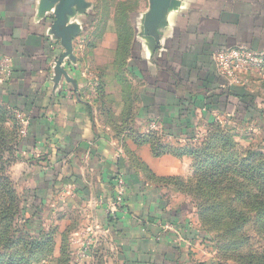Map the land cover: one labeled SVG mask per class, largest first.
<instances>
[{
	"label": "crops",
	"instance_id": "0c3cea01",
	"mask_svg": "<svg viewBox=\"0 0 264 264\" xmlns=\"http://www.w3.org/2000/svg\"><path fill=\"white\" fill-rule=\"evenodd\" d=\"M62 5L0 0V60L11 67L0 105L29 119L11 166L25 212L46 222L40 230L52 234L53 250L65 249L76 264H188L205 240L177 208L169 181L187 174L188 161L155 156L136 139L151 123L167 138H198L252 106L264 75L228 87L213 54L240 46L264 53V0H170L155 13L151 0H111L105 19L113 21L102 24L96 0H83L56 25ZM118 173L127 193L111 209Z\"/></svg>",
	"mask_w": 264,
	"mask_h": 264
},
{
	"label": "rangeland",
	"instance_id": "374dc122",
	"mask_svg": "<svg viewBox=\"0 0 264 264\" xmlns=\"http://www.w3.org/2000/svg\"><path fill=\"white\" fill-rule=\"evenodd\" d=\"M90 1L94 2V0ZM109 1L111 2V0H98V2L96 0L98 17L102 18L100 24H102V21L105 23L110 22V20L113 21L110 18L107 21L105 19L107 16L110 17L112 13V6L107 5ZM113 13H115V23L117 24V11ZM257 86L255 101H250L252 106H247L249 109L243 108L244 110L240 111L238 116H233L232 118L223 117L220 121L213 122L211 128H207L205 133L198 138H167L165 135L162 136L155 132H147V129L144 130L147 140L154 145H158L160 150H184L183 152L189 151L190 153V155L187 154L182 157L188 161V172L184 177H181L179 184L174 186L172 193L174 202L175 204L177 203V208L180 209V212H185L190 225L197 230L195 234L197 239L200 241L201 239L202 241L205 240L204 245L198 248L197 253L191 252L193 256L189 255L188 264H240L238 260L234 259V256L237 257L239 254L237 252L227 253L232 248L223 242L217 231H207L208 229L206 228L208 227H205L203 223L205 222V214H210L211 211L208 210V206L211 203H208L207 195L213 194V191L209 192L208 188L217 186L218 183L214 185L213 182H220L223 178V175H218V171H210L209 169L218 165H221L220 169L233 166L235 162L245 158L247 152H264V80L262 79ZM122 118L123 116L121 120ZM121 127L128 128L130 132L133 129V127L129 128L126 123L121 125ZM4 128L12 129L11 118L8 112H5V109L0 107V131ZM13 163L7 167L8 170L5 174L13 182V185L9 184V187L18 195L15 198L20 200V205L17 202L14 203L17 212H15L11 226L10 213L15 210H11L12 204L9 203V197L5 193L6 190L0 189V243L2 246L0 248V256H4L5 260L15 256L19 259L17 264H27L29 263L27 259H30L29 253L31 250L29 249L28 235L26 233L36 235L46 222L41 218L32 220L26 214V204L20 195L21 187L16 184L15 177L11 172ZM205 168H208L207 171ZM210 176H212V182L209 181ZM201 178L206 183L204 186L201 183L202 188L198 184ZM207 184H210V186L205 187ZM215 193H221V189H217ZM2 218H5L4 221H2ZM15 223L16 226H14L17 231L12 233L13 224ZM248 234L252 237L254 248H258L257 250L264 248V240L256 235L252 225H248ZM31 252L32 258L30 261L32 264L65 263L57 259L60 255L58 251L46 253L42 251ZM68 262V264H76L73 261L70 262V260Z\"/></svg>",
	"mask_w": 264,
	"mask_h": 264
},
{
	"label": "trees",
	"instance_id": "16d2710c",
	"mask_svg": "<svg viewBox=\"0 0 264 264\" xmlns=\"http://www.w3.org/2000/svg\"><path fill=\"white\" fill-rule=\"evenodd\" d=\"M116 20H118L117 26L120 31V50L122 46L126 44L127 33L125 32V16L122 6H118ZM124 40V43H123ZM123 60L119 58L116 60L118 67L122 66ZM120 82H122V76H120ZM99 96L104 98L103 83L98 85ZM2 107V106H0ZM5 109L11 118L12 129L4 128L0 131V189L6 190V196L9 197V203L12 204L10 216L11 226L14 221L15 212L17 208L14 206L20 205V200L9 187L13 185V182L5 174L8 170L7 167L18 159L19 142H16V136L18 134V126L13 119V112L16 109ZM129 113V112H128ZM125 114V113H124ZM129 115V114H128ZM127 115L125 114L124 117ZM3 117V116H2ZM212 124L209 125L210 129ZM164 136L165 134H161ZM136 139V138H135ZM139 144H149L150 148L155 156L170 153L178 158H182L183 155H187L189 151L184 150H160L158 145L152 144L147 140V136L139 137L136 139ZM218 165L214 168H210V171H218V175H223L220 182H213L217 186L209 187V192L213 191V194H208V206L210 214H205L203 225L208 227L207 231H217L218 235L223 239V242L227 243L232 250L227 253L237 252L239 254L234 259L240 262V264H264V248L257 250L252 244V237L248 234V225H252L255 229V233L258 237L264 240V152L253 151L247 152L246 157L234 163L233 166L221 168ZM208 168H205L207 171ZM6 175V176H5ZM181 178H173L169 180L174 186L179 184ZM212 176L209 177V181L212 182ZM204 179L198 182L199 187L201 183L203 186L206 184ZM10 182V183H9ZM12 183V184H11ZM211 184V183H210ZM207 184L205 187L210 186ZM217 189H221V193H215ZM223 196V197H222ZM222 197V198H221ZM9 209V208H7ZM20 209V208H19ZM18 209V210H19ZM5 218H2L4 221ZM16 223L13 224L14 233ZM28 235L29 249L36 252H53V236L50 233L44 231L37 232L36 235ZM0 248H2L0 243ZM30 251V259L32 258V252ZM30 259H27L32 264ZM60 261H64V264H68V253L65 249L60 251V255L57 258ZM19 259L15 256H11L5 260L4 256H0V264H17Z\"/></svg>",
	"mask_w": 264,
	"mask_h": 264
},
{
	"label": "built area",
	"instance_id": "2783aa9c",
	"mask_svg": "<svg viewBox=\"0 0 264 264\" xmlns=\"http://www.w3.org/2000/svg\"><path fill=\"white\" fill-rule=\"evenodd\" d=\"M213 61L219 75L225 80L228 87L242 85L244 83V76L248 74L258 73L264 75V53L256 52L246 46L216 51L213 54ZM10 76V64L6 59L0 60V86L8 80ZM13 119L18 126V135L21 139H24L28 134V116L23 111L16 109L13 112ZM146 129L147 132L163 134L161 126L156 123H151ZM122 156L123 152L118 151L117 158ZM113 182L114 196L110 205L111 209H116L124 204L127 184L123 173L116 174ZM170 228L171 226L169 225L163 226V230H169ZM91 249V244L88 242L82 243L79 257L87 259L91 253Z\"/></svg>",
	"mask_w": 264,
	"mask_h": 264
},
{
	"label": "water",
	"instance_id": "95a60500",
	"mask_svg": "<svg viewBox=\"0 0 264 264\" xmlns=\"http://www.w3.org/2000/svg\"><path fill=\"white\" fill-rule=\"evenodd\" d=\"M75 1L82 2L83 0H63V5L60 8L56 25L61 24L65 20L66 13L68 12L70 6ZM151 2H152V11L155 13L165 8L169 4L170 0H151Z\"/></svg>",
	"mask_w": 264,
	"mask_h": 264
}]
</instances>
